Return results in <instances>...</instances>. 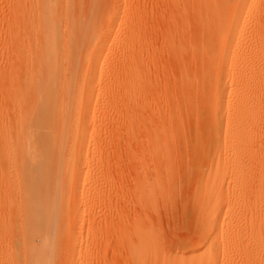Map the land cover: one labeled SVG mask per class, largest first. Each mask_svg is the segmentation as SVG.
<instances>
[{
    "label": "rangeland",
    "instance_id": "374dc122",
    "mask_svg": "<svg viewBox=\"0 0 264 264\" xmlns=\"http://www.w3.org/2000/svg\"><path fill=\"white\" fill-rule=\"evenodd\" d=\"M92 1L90 11L83 0L67 16L78 30L73 29L75 46L64 48L63 56L77 65L72 79L76 105L70 104L61 157L55 153L53 162L49 159L55 164L62 161L61 203L50 207L36 203L34 211L19 204L24 189L17 187L18 182L37 176L38 170L28 168L32 166L27 159L29 140L17 137L22 132L26 136L27 126L19 132L15 128L33 114V109L16 104V99L31 88L32 74L38 71L40 42L34 36L42 29L34 8L38 2L0 0V264H31L35 245L42 243L50 247L48 264H155V260L158 264H206L205 246L214 217L218 215L222 223L227 202L244 191L248 202L243 200L246 206L235 208L234 213H243L242 220L246 215L255 220L253 228L260 232L264 255V186H260L264 184V46L256 59L262 86L258 85L257 120L248 135L244 162L248 168L244 178L254 174L249 178L255 183L251 181L252 187L246 177L243 185L250 188L230 189L228 198H219V189L212 187L222 173L213 165L218 145L208 106H216L214 90L223 69L219 62L230 55H222L227 47L222 44L240 0ZM118 6L123 13L117 20ZM259 17L264 40V17ZM87 18L91 19L85 36L79 26ZM250 21L245 20V25ZM129 29L135 37L130 54L125 52ZM244 44L242 40L236 47L231 69L238 64ZM13 147L22 149L14 152ZM19 158L29 166L23 168ZM16 160L23 164L17 165ZM24 172L33 176L26 179ZM247 222L242 224L249 226ZM229 238L234 237L230 234L227 243L216 249H233L231 262L220 259L216 264H251L244 263L246 258L238 250L243 243L248 245V239L237 242L234 238L233 243Z\"/></svg>",
    "mask_w": 264,
    "mask_h": 264
},
{
    "label": "bare ground",
    "instance_id": "6f19581e",
    "mask_svg": "<svg viewBox=\"0 0 264 264\" xmlns=\"http://www.w3.org/2000/svg\"><path fill=\"white\" fill-rule=\"evenodd\" d=\"M35 1L38 2L37 5L34 7L35 10L37 11L36 12L37 24H39L42 28V29H39L37 32L36 31L34 32L35 33L34 34L35 40L40 42V45H39L40 49H39V54H38L39 55L38 71L36 73L32 74L31 88L29 90L26 89V91L24 93H22L21 95H19V96L17 95L18 98L16 99V104H18V105L20 104V106L22 105V106H25L26 108H31L30 110L33 109V114H32V116H29L30 118L28 117V119H26L25 122L18 123V125H19L18 128L17 129L15 128V131L17 130V132H19V128L23 130L24 126H27L26 136H25V133L22 132L21 134L18 133L17 137L23 141L29 140V145H28L29 150L27 153L29 154L30 157L28 156L27 159L30 158V160H29L30 163L28 161H25V162L32 164V166L28 167L29 170H32L31 168H33L35 166L37 167V170H38L37 176H35L33 178H28V180H23L24 181L23 183L18 182L17 187L24 189V192L22 194L20 192V194H21L20 199H21L22 203H19V204L20 205L25 204L24 207H26L27 209L29 208L30 210L32 209L34 211H35V208H33V206L36 203L37 204H40V203L44 204L45 203L46 205H49V207L53 206L55 204L59 205L61 203L60 196H62V192H64L63 191L64 186H60V188L58 186V179L60 178L59 173H61L60 172L61 171V164L60 163H62V161L60 159H59L60 162L59 161L57 162L54 160L56 162V164H55V163H49V159L51 158L52 162H53L52 154H55V153L57 154V156L60 155V157H61V150L64 149L63 143L65 144V136H66L68 129H69L68 125H67V121L69 118V112H70L69 108L76 105V99H74V97L72 98V94H73L72 93V87H73V80L72 79H73L74 74L76 73L77 65H75L76 64L75 61L73 62L75 64H72L70 61H69V63H68V61L66 62V60L64 61V59H65L64 58L65 57L64 56L65 55L64 54V48H66V50L69 47L71 48V44H73L75 46L74 30L75 31L77 30L75 28V26H77V25H75V26L73 25L75 28L74 29L71 26L72 24H70V22L68 20L69 17H67V16L70 14L71 11L74 12L73 10L75 8L76 9L79 8V6L82 5L83 0H35ZM91 1H89V2H91ZM262 1L263 0H259V1L257 0L255 3H252L251 0H240L237 7L235 8L234 13L232 14L231 25L229 26L227 37L225 39V42L222 44L224 46L225 45L227 46L226 48L223 49L224 51H223L222 55L223 56L228 55V54H230V55L228 56V58L225 61L222 59L219 62L220 66L223 69L221 70V78L217 82L216 90H214L215 96L217 99L216 106L215 107L208 106V108H209L208 110L211 111V113L209 111L210 116L209 115L208 116L211 117V119H213V122L216 125L215 126V128H216L215 135H216V140H217V145H218V148H217V146H215L217 148V152L215 154V158H216L215 161L216 162L214 161L213 165H216L217 168H219L218 171L220 170L222 173V175H220L221 178H218L217 177L218 175L215 173L216 174L215 178H218V179H214V181L212 182V187L214 189H217V188L219 189L218 194H216L219 198L220 197L224 198L226 195H228L230 189L241 188V190H243L244 187H242V186L246 187V185H247V184L243 185L247 181L246 177L248 176L247 175L244 178L245 171L247 172V169H248V168L246 169V166L244 164V162H247V160L245 158L248 156L247 155L248 149H247L246 145H247V142L249 140L248 135L252 134L251 128L253 127L254 123H256L255 121L257 120L255 113L258 112V105H259L257 103L258 102V100H257L258 99L257 98L258 91L260 90L258 85H260V87L262 88L261 82H260V84L258 83L259 79H261L260 75H258L259 72L258 71H257L258 73L256 72V67H258V66H256L257 65L256 59L259 57L258 53L260 54L261 48L264 46V40H262L263 34L261 33L262 28H260L262 23L259 24L260 20L258 21V16L261 15V17H259V19L261 18V20H262V17H264V14L263 15L260 14V13H264V10L261 12L262 3H264ZM87 2H88V0H87ZM89 2L87 3V8L89 7L88 10L90 11V9H92L93 5H91V4L89 5ZM93 2L94 1H92L91 3L93 4ZM120 9H121V6H118V12L116 13L117 20L120 18V16L123 13V11H121ZM89 11H88V13H89ZM54 16L59 17L60 20L53 19ZM82 19H83V17H82ZM89 19H91V18H87L83 22L81 20L82 23H81V26H79V28H80L79 30H81V33H84L85 36H86L85 31H86L87 24H88L87 22ZM248 19L251 20L250 25L246 26L245 25L246 23H244V22H245V20H248ZM41 22H45V23H43L44 25L43 24L41 25ZM78 24H80V23H78ZM111 27H112V24L109 25L108 29ZM56 28H58V29H56ZM132 28H134V27H132ZM129 30H128L129 35L125 34L128 36V37L126 36L127 45L125 47V49H126L125 52H127L128 54H130L129 52L131 51L130 50L131 44H132L131 42H134V38H135L133 36L134 33H131L132 32L131 29H129ZM77 32H78V30H77ZM130 33L132 36H130ZM78 34H80V33H78ZM79 37H80V35H79ZM132 37H134L133 40L131 39ZM242 40L246 43V44H244L246 47H245V49L241 48L243 50L241 51L239 57L237 56L239 59L238 62L236 61L238 64H236V67L234 69H231L230 64L233 63L232 60H233V54H235L234 51L236 50V47L239 45V43ZM78 42H80V40ZM124 42H126V41H124ZM242 44H243V42H242ZM77 45H79V44L77 43ZM132 47H134V46H132ZM236 51H238V50H236ZM262 54H263L262 56H264V50H263ZM260 58H258V59H260ZM258 61L259 60H257V62ZM65 73H66V75H65ZM68 75H70V78ZM131 78H132V76H131ZM131 83L132 82H130V84ZM131 88H132V86H131ZM131 88L129 90H131ZM134 90L132 91V94L134 93ZM127 92H128V90H127ZM138 96H139V94H138ZM261 98H263V97H261ZM70 104H71V107H70ZM28 112H30V111L28 110ZM21 121H23V120L21 119ZM211 122H212V120H211ZM250 125H252V126H250ZM6 133H7V130H6ZM6 133H4V134H6ZM213 137H214V134H213ZM6 138H7V134H6ZM19 139H16V140H19ZM6 141H7V139L5 140L4 145L6 144ZM55 143H58V145L56 144V146H57L56 149H55V147H53V146H55L54 145ZM11 144H13V143H11ZM18 144H19V142H18ZM215 144H213V145H215ZM25 145L27 146V144H25ZM252 145H254V144H252ZM12 146H14V145H12ZM15 146H17V143L15 144ZM18 146L21 147L20 144ZM20 147L17 148V149H19V151L22 149ZM52 147L54 148V150H57V151L54 152ZM254 148L255 147L253 146V150H254ZM11 149H15V148L13 147ZM17 149H15L14 152H16ZM6 151L9 152L10 150L7 149ZM26 151L27 150H25V152ZM8 152H7V154L9 156L10 154ZM254 152H255V150H254ZM12 153L13 152H11V154ZM20 154L21 153L19 152L15 156H18ZM24 154L25 153L23 152L22 155H24ZM10 157H12V156H10ZM23 157L25 158V156H23ZM44 158H45V160H43ZM57 158L58 157H56V159ZM262 158H263L262 159L263 161L259 160V162L262 161V165H261L262 170L261 169L260 170L263 171V175H262V177H263L264 176V150L262 151ZM254 159H256V158H254ZM258 159H260V158H258ZM19 161H17L18 162L17 165L20 164ZM22 162L24 163V165L22 166L23 168L29 166V165H27L28 163L25 165V162L24 161H22ZM23 163H21V164H23ZM248 163H250V162H248ZM258 166H259V164H258ZM23 168L21 169L22 171H23ZM212 169H214V166L212 167ZM26 170H28V169H26ZM53 170L54 171L56 170L55 173H53ZM34 171H36V170H34ZM256 171H257V169H256ZM261 171H260V173H262ZM31 172H30V175L33 176ZM37 172H36V174H37ZM21 174H22V172H21ZM33 174H34V172H33ZM53 174H55V175L53 176ZM24 175L26 176L25 172H24ZM30 175L28 174L27 176L30 177ZM249 175L251 176L254 174H249ZM27 176H26V179H27ZM249 177H247V178L250 180ZM251 177H253V176H251ZM226 178L229 179V180H227V183H226ZM253 178H252V180H253ZM260 178H259V180H260ZM244 179H245V182L243 181ZM252 180H250L249 185H251L253 187L252 184H253L254 180L251 184ZM262 181L264 182V180H262ZM256 182H258V181H256ZM59 184L61 185L62 182H59ZM249 185H247V188L248 187L250 188ZM260 186L262 187V186H264V184L263 185L260 184ZM246 189L244 188V190H246ZM249 190H247V192ZM263 190L264 189H262V191ZM17 192H19V190ZM238 192L239 191H237L236 193H238ZM211 193H213V192H211ZM230 193H231V191H230ZM263 193H264V191H263ZM209 194H210V192H209ZM242 194L240 196L238 195L239 198H237L236 200L231 201V202L229 201L230 203L227 202V205H228L227 208L228 209L226 211L227 213L225 214V218H224V221L222 223H220V224L218 223V218H219L218 215H216L214 217L212 224L210 225V229H211L212 234L210 233L211 236L208 237L209 241L207 242V244L205 246L206 247L205 248L206 264H216V262L220 259L224 263H226L227 261L231 262L230 256L232 255V253L234 254L233 249L231 250L230 247L228 250L223 249V248L220 250L216 249V246H219V245L224 246V244L227 243L226 242V241H228L227 237L230 234H231V237L235 238V239L234 238H232V239L237 240V242H240L239 240H241L242 237H245L246 239H248L247 241H249L248 245H246L245 243H247V242H245V243H243L244 245H241L239 247L240 249H238L241 251V254H243L244 257L246 258V260H243V258L241 259L244 261V263H245V261H247V263H251V264H262V263H264V258H263L264 255H262V252L260 253V250H261L260 249V243L258 242L260 232L256 228H253L255 220L252 217H250L249 219L246 218L247 217V215H246L245 218L248 219V222H249V226L246 224L248 226L247 227L246 225L242 224L244 222H247L244 217H243L244 220L241 219V216H243L242 215L243 213L241 215H239L240 213L239 214L234 213L235 208H237V207L239 208L242 206L244 207V205L246 206V204H244V202H243V200L245 201L246 199H243ZM18 195H19V193L17 194V196ZM235 197H236V195H235ZM235 197H233V198L235 199ZM246 197L247 196H245V198ZM250 198H251V195H250ZM248 199L249 198H247V200ZM18 201H19V197H18ZM262 202H264V201H262ZM35 207H36V205H35ZM259 207H260V205H259ZM259 207H258V209H259ZM249 208H250V206H249ZM253 210H255V208ZM34 211H32V212H34ZM32 212L29 211V214ZM32 214H34V213H32ZM251 215H252V213H250V216ZM47 216H46V219L48 218ZM50 216H52V215H50ZM262 219H264V217ZM30 220L28 219V221H30ZM233 223H234V225H237V227L235 226V228H234ZM242 225H243V227H242ZM45 226H47V225H45ZM48 227L50 228V226H48ZM244 227L248 228L249 230L246 231ZM232 228H234V229H232ZM44 229H46V228H44ZM47 231H49V230H47ZM47 231H46V233H48ZM229 232H230V234L228 235ZM232 233H233V236H232ZM32 237H33V235H32ZM245 238H243V239H245ZM229 239H231V238H229ZM244 241H246V240H244ZM232 242H233V240H232ZM229 243L231 244V242H229ZM235 245H236V242H235ZM35 246L36 247H34V249L32 247V249H33L32 256H34V257L32 258V260L30 259L31 264H48L49 262H47V260L50 256L49 252H48L49 245L42 243V246L40 245V247L39 246L37 247V245H35ZM231 246H232V244H231ZM234 247L235 246L233 244V248ZM236 252H238V251L236 250ZM148 253H149V251H148ZM238 253H240V252H238ZM141 254L142 253H140V255L138 257L142 258ZM157 260H158V258H157ZM27 261H29V260H27ZM137 261H138V259H137ZM158 261H161V260H158ZM154 263L158 264L156 260ZM161 263H162V261H161ZM169 263H172V262H169ZM29 264H30V262H29ZM165 264H168V262Z\"/></svg>",
    "mask_w": 264,
    "mask_h": 264
}]
</instances>
